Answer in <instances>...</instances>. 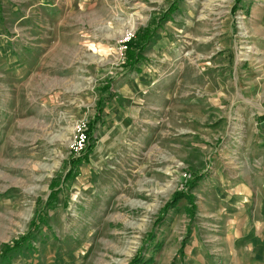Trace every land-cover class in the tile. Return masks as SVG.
I'll return each mask as SVG.
<instances>
[{
  "label": "rangeland",
  "instance_id": "obj_1",
  "mask_svg": "<svg viewBox=\"0 0 264 264\" xmlns=\"http://www.w3.org/2000/svg\"><path fill=\"white\" fill-rule=\"evenodd\" d=\"M263 225L264 0H0V264H264Z\"/></svg>",
  "mask_w": 264,
  "mask_h": 264
},
{
  "label": "crops",
  "instance_id": "obj_2",
  "mask_svg": "<svg viewBox=\"0 0 264 264\" xmlns=\"http://www.w3.org/2000/svg\"><path fill=\"white\" fill-rule=\"evenodd\" d=\"M263 235H264V225L259 227L258 230L255 232V236L256 237H260V236H263ZM248 238H250V237H248ZM188 244L190 245V241L188 243H184L183 248L176 255V257L178 259L177 261H175V257H174V264H204L203 263V258L204 257L199 253V250L194 249V248L193 249H189V245ZM191 247H193V246H191ZM232 251L236 252L237 248H232ZM254 251H255V256L258 258V261H259L258 264H261L260 263L261 262L260 258L263 257V253H262L263 250L257 248V250H254ZM244 254H245V252L243 251V255ZM238 262L239 261L236 260L237 264H241V263H238ZM248 264H252V262L248 263Z\"/></svg>",
  "mask_w": 264,
  "mask_h": 264
},
{
  "label": "built area",
  "instance_id": "obj_3",
  "mask_svg": "<svg viewBox=\"0 0 264 264\" xmlns=\"http://www.w3.org/2000/svg\"><path fill=\"white\" fill-rule=\"evenodd\" d=\"M83 127L84 125L79 126L77 130V135L74 138L73 146L75 147V149H82L85 146L86 136L83 133L84 131Z\"/></svg>",
  "mask_w": 264,
  "mask_h": 264
},
{
  "label": "trees",
  "instance_id": "obj_4",
  "mask_svg": "<svg viewBox=\"0 0 264 264\" xmlns=\"http://www.w3.org/2000/svg\"><path fill=\"white\" fill-rule=\"evenodd\" d=\"M53 194H54V192H53V193L50 192L48 197H52ZM176 198L178 199L179 197L176 196ZM34 223H35V221H33V225H34ZM25 237H26V234L23 235V236L21 237L20 240H16V241L14 242V245L11 246V247H8V248H7L8 250H6L5 253H7V251H9V250L11 251V250H14V249H16V248H19V247L21 246L22 242L25 240ZM5 253H4V254H5ZM135 260H136V259H135Z\"/></svg>",
  "mask_w": 264,
  "mask_h": 264
}]
</instances>
